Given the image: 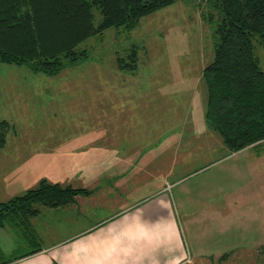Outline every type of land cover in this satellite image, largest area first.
Listing matches in <instances>:
<instances>
[{
  "label": "rangeland",
  "instance_id": "1",
  "mask_svg": "<svg viewBox=\"0 0 264 264\" xmlns=\"http://www.w3.org/2000/svg\"><path fill=\"white\" fill-rule=\"evenodd\" d=\"M200 8L197 0H180L141 19L131 32L109 29L96 35L78 46L88 53L87 60L54 76L0 65V121L17 133L8 147L15 160L81 133L105 132L116 142L118 133L133 131L155 132L159 138L177 131L187 135L188 130L199 134L195 138L204 136L200 142L219 150L217 159L208 158L206 170L183 184L209 198L175 199L185 243L194 257L190 264H264V144L228 152L219 136L205 128L201 105L206 89L170 98L155 88L170 79V69L186 70L193 78L212 61V29L202 21L206 9ZM256 41L254 37L264 72V49ZM132 47L138 49V83L116 63ZM123 83L125 92L119 87ZM110 139L105 137V143ZM5 153H0V162ZM221 192L238 199H216ZM222 210L224 219L219 221L216 215Z\"/></svg>",
  "mask_w": 264,
  "mask_h": 264
},
{
  "label": "crops",
  "instance_id": "2",
  "mask_svg": "<svg viewBox=\"0 0 264 264\" xmlns=\"http://www.w3.org/2000/svg\"><path fill=\"white\" fill-rule=\"evenodd\" d=\"M12 67L18 72H32L25 66ZM203 68L193 78L186 70L170 69V79L160 81L156 91L169 93L170 98L198 88L204 92ZM125 74L139 82V68ZM125 86H119L122 92L126 91ZM204 101L201 108L205 128L215 133L206 123ZM101 133L69 135L50 149L28 152L23 159L15 160L8 147L17 139V133L9 132L0 149V153L6 152L0 162V205L37 188L41 181L89 193L76 196L64 208H42L30 218L26 236L22 226L0 228V250L5 256L15 251L19 255L36 252L9 264L194 262L185 243L175 199L209 198L200 190L195 195L183 181L206 170L207 159H217L214 157L219 150L205 148L206 144L200 142L204 136L195 138L199 134L190 130L187 135L177 131L160 138L155 132H124L118 133L117 142L115 137ZM107 136L111 139L105 143ZM191 140L197 142L191 144ZM230 195L221 192L216 199H238L237 195ZM225 210L216 215L219 221L224 219ZM181 214L187 215L183 211Z\"/></svg>",
  "mask_w": 264,
  "mask_h": 264
},
{
  "label": "trees",
  "instance_id": "3",
  "mask_svg": "<svg viewBox=\"0 0 264 264\" xmlns=\"http://www.w3.org/2000/svg\"><path fill=\"white\" fill-rule=\"evenodd\" d=\"M180 0H0V65L25 66L57 75L88 59L78 46L109 29L131 32L141 19ZM195 1V0H192ZM212 29L213 59L202 70L205 120L230 152L264 144V72L253 43L264 49V0H197ZM201 9V8H200ZM99 17L96 22V17ZM138 49L117 57V68L134 73ZM11 131L0 121V149ZM86 190L41 181L37 188L0 205V228L26 227L42 208L69 206ZM5 256L9 264L27 255Z\"/></svg>",
  "mask_w": 264,
  "mask_h": 264
}]
</instances>
